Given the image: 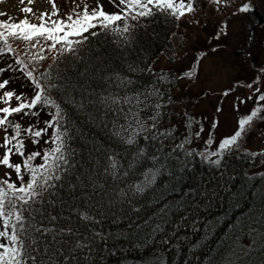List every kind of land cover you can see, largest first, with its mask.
Returning a JSON list of instances; mask_svg holds the SVG:
<instances>
[{"label":"snow or ice","instance_id":"obj_1","mask_svg":"<svg viewBox=\"0 0 264 264\" xmlns=\"http://www.w3.org/2000/svg\"><path fill=\"white\" fill-rule=\"evenodd\" d=\"M110 2L117 12L107 13L97 0L91 11L85 4L83 12L74 10L67 17L56 18L59 10L53 3L51 13L39 16L30 7L22 9L36 16L38 24L31 23L27 16L18 23L11 22V18L0 20V60L7 57L12 61L0 67V74L18 73L17 78L27 81L33 93L29 98L24 92L17 94L15 90H5L0 96V103L5 105L0 107V129L5 132L3 144H0L5 150L0 165L16 175V181L11 179V172L5 174L7 179H0V264H94L97 253L115 254L117 242H122V248L126 245L137 251L146 246L152 248V264H166L167 253H179L183 247L194 253L206 246L207 239L223 219L211 218L213 203L223 197L207 183L180 189L183 174L191 171V159L199 158L223 177L225 160L234 153L242 151V155L252 158L264 156V150L257 153L242 149L253 122L264 121L260 75L246 85L237 81L223 92L227 97L238 86H244L251 90V95L247 100L237 96L234 107L239 111L240 105L254 96L255 106L238 118L236 131L222 138L215 149L212 145L216 143L218 120L212 122L202 150L186 147L193 143V135L199 140L205 129L199 119L185 113L188 135L165 151L163 139L172 138L175 126L168 130L159 127L164 115L161 101L166 93L155 85L195 78L200 62L208 53L198 51L191 67L178 69L179 76L164 70L156 73L151 65L147 69L129 65V72L147 71L156 78L143 90L135 86L129 76L112 69L106 71L103 53L97 54L100 59L92 64L91 70L89 64L96 56L88 63H83V56L86 50L91 51L90 37H115L118 45L130 44L134 29L145 27L142 20L159 16L179 26L183 18L195 15L197 0ZM209 2L219 11L220 5L227 0ZM252 7L249 0L231 15L249 13ZM2 15L6 14L0 13ZM184 23L189 21L185 19ZM191 23L200 25V20L196 18ZM227 28V20L222 21L211 39L219 41L222 36L227 37ZM17 42L25 46L22 54L14 47ZM219 47L217 44L211 51L216 52ZM49 55L52 63L41 70L42 62ZM69 61L83 63V71L66 73L62 69ZM261 73L264 74V69ZM9 84V79H3L0 90ZM13 99L15 106H12ZM167 102H172L170 95ZM216 110L222 111L219 107ZM41 112L50 117L43 122L44 127H39L37 120L23 131L32 137L33 145L40 144L47 136L43 144L48 147L26 155L21 123L11 117L20 113L25 117H39ZM76 116L85 124L99 128L107 141L97 144L95 138L90 137L93 147L88 150L87 157L79 156L72 147L71 142L83 135L77 128ZM193 124L199 125L194 134L191 132ZM93 154L96 159H91ZM14 155L21 157L22 163H13ZM37 158L39 163H35ZM81 160L89 161L87 171ZM258 175L264 179V173ZM162 177H167V182ZM245 178L251 181L256 177ZM170 195L178 198L169 199ZM261 199L264 202V195ZM105 224L115 227L106 228ZM121 224L124 227H120ZM245 230L253 236V243L255 237L260 236L259 243L264 244V211L258 225L252 213L244 217L237 235ZM197 233H202L201 239L192 243Z\"/></svg>","mask_w":264,"mask_h":264},{"label":"trees","instance_id":"obj_2","mask_svg":"<svg viewBox=\"0 0 264 264\" xmlns=\"http://www.w3.org/2000/svg\"><path fill=\"white\" fill-rule=\"evenodd\" d=\"M204 5V0H197ZM118 3V0H116ZM107 5V1L104 3ZM197 5V2H196ZM118 9L111 3V6L107 13H115ZM142 25L145 27H137L134 29V35L128 45H118L115 42V37L105 38L101 35L98 38L90 37L91 51H85L83 56V63H88V61L96 56L95 60H92L89 64V70L92 68V64L99 61L100 56L97 54L103 53V59L107 61L104 65L105 70L108 69L115 70L121 75L129 76L134 82L135 86H140L141 90L144 89L150 82L155 81V77L149 75L147 71L141 72H129L128 66L139 67L141 69H147L148 65H151L154 72L159 73L161 70L175 74L172 69H156L152 66V63L161 55L173 57L174 56V45L171 42V36L176 28V24L170 19L165 20L157 16L152 20H142ZM98 31V29H97ZM85 35H88L85 33ZM22 42H17L14 47H17L18 51L23 53ZM88 46L86 45V48ZM12 61L9 58L0 60V67H6L8 63ZM52 63L51 55L42 62V69L47 68L49 64ZM83 63L76 62L73 63L69 61L63 66V69L69 75L78 71H83ZM18 73L14 74L12 72H5L0 74V82L3 79H9V86L0 90V96L3 95L5 90H15L17 94L21 92L26 93L29 98L33 93L28 86V82L23 78H17ZM157 87H160L162 91L166 93L164 100L161 101L164 107L161 111L164 113L160 122V129L168 130L171 126H168L170 122V117L173 113V103L174 99V89L177 86V79H174L172 83H159L157 82ZM170 95L172 102H167V96ZM16 101L13 99L12 106H15ZM0 103V107H3ZM41 118L44 120L50 119L46 112H41L39 117L23 116V113L14 114L11 119L18 120L21 123L22 130L21 136L25 141V154L31 153L32 151L40 150L48 145L43 144V139H47L45 136L41 143L38 145L27 146V140L32 137L26 135L23 129H26L29 124L37 123ZM77 121V128L79 132L83 135L74 139L72 147L77 150V154L81 157L88 156V150L93 147V139L95 142L107 143L104 134L99 128L92 127L83 122L81 117H75ZM39 127H44V123H39ZM11 129L8 130L9 135H11ZM178 133V131L176 130ZM49 135H51V129H49ZM5 132L0 129V144H3ZM175 133L172 134L171 139H163V144L165 146V151L171 150L176 144L180 143L181 140H175ZM187 148L196 149L194 146L186 145ZM198 150V149H196ZM4 149L0 148V158L3 157ZM96 155L93 154L91 159H96ZM261 156L252 158L250 156H244L241 153H234L231 158L225 160V167L223 169V177L216 170L212 169L208 165L201 162L199 158H192L189 164L191 169L190 172L183 174V181L179 184L180 189L186 190L189 188L197 187L201 183H207L208 187L211 189H216L217 192L223 197V199H218L213 203L211 218L223 219L217 225L215 231L206 241V246L198 248L193 253L187 247H183L179 253L175 251H169L165 257L166 264H264V244L259 243L260 236L255 237V243H253V236L248 234L245 230L237 235V229L239 228L240 221L252 213L255 217V221L258 222L261 218V212L264 211V202H262V195H264V179H261L258 174L260 173H249L251 168L258 165ZM13 163H22L21 157L14 155L11 158ZM39 158L35 163H39ZM89 161L81 160V164L85 171H87ZM0 179H7L5 175L7 172H11V179L16 181L15 172L11 169H7L5 166L0 165ZM264 173V172H262ZM246 176L256 177L251 181L246 180ZM231 178V179H230ZM162 180L167 182V177H162ZM210 182V183H209ZM19 184V181H17ZM219 185V187H218ZM226 186V187H225ZM235 197V198H233ZM178 198L175 195H170L169 199ZM239 206H235L236 204ZM106 228H114L115 226L110 224H105ZM120 227H124L123 224ZM264 235V233H262ZM202 233H197L192 237V243H196L201 239ZM122 242H117L115 245V254H110L108 251H103L102 253H97L94 264H152V252L153 249L145 247L143 250H133L128 246L121 247ZM112 247V245H110ZM157 251L159 249H156ZM102 257V258H101Z\"/></svg>","mask_w":264,"mask_h":264},{"label":"rangeland","instance_id":"obj_3","mask_svg":"<svg viewBox=\"0 0 264 264\" xmlns=\"http://www.w3.org/2000/svg\"><path fill=\"white\" fill-rule=\"evenodd\" d=\"M104 1L99 0V4L107 12L111 2L106 0L108 4L105 5L103 4ZM244 2H249V0H227L226 3L220 5V10L217 11L216 5L210 3L209 0H204V5L197 1L195 15H188L183 18L179 26L176 25L173 32L175 35L171 36V42L174 45V56L161 55L152 63V66L156 69H172L179 76L178 69L187 70L191 67L198 51L208 53L200 62L199 72L195 78L191 80L187 78L177 79V86L173 90L175 99L172 106L173 113L170 122H168V126H171V128L175 126L173 132L176 134L175 140H181L188 135L185 129L187 120L185 113L199 119L204 124L205 130L199 140H196L193 135V143L190 144V147L194 146L198 150L204 148V141L208 138V132L214 120H218V126L215 129L214 140L216 143L212 145L213 149L222 138L231 136L236 131L238 118L248 114L255 106L254 96L246 104L240 105L239 111L234 107L237 103V96L247 100V97L251 95V90L244 86H238L236 91L227 97L223 96V92L232 87L237 81H243V84L246 85L254 80L252 78L254 71L241 65L242 58L238 53H235L236 50L241 52L242 43L246 44V42L250 43L252 41V37L247 41L251 15L249 13L237 16L231 15ZM53 3L59 10V16L56 18H64L72 14L74 10L83 12L85 4L88 5L89 11H91L92 8L96 7L97 0H31V3H29V0H23V2L22 0H0V13L6 14L0 16V20L8 21L11 18V22L18 23L27 16L31 23L38 24L39 20L36 19V16H39L40 13H51ZM250 3L259 12V9H264V0H250ZM25 7L32 8L36 16L23 12L22 9ZM196 18L200 20V25L191 23ZM185 19L189 23H184ZM224 20L228 22V36H222L219 41L211 39L217 26ZM210 40L211 42H209ZM217 44L220 47L216 52H212V47ZM24 47L23 45L22 49ZM256 47L258 45L252 46L251 50ZM261 103L264 104V102ZM218 107L222 111L217 112ZM261 115H264V112ZM45 120L41 118L39 122L43 123ZM198 129L199 125L193 124L191 132L194 134ZM31 144V139H28L27 146H31ZM245 148L250 152L257 153L264 150V121L256 120L250 126L246 138L242 142V149ZM261 161H264V156H261L258 165L251 168L249 173L264 172V163H261Z\"/></svg>","mask_w":264,"mask_h":264},{"label":"flooded vegetation","instance_id":"obj_4","mask_svg":"<svg viewBox=\"0 0 264 264\" xmlns=\"http://www.w3.org/2000/svg\"><path fill=\"white\" fill-rule=\"evenodd\" d=\"M261 14L264 15V9H259ZM251 18V17H250ZM255 25L254 20L251 18V22L248 24V29L250 25ZM252 41L250 43L246 42L242 43L243 48L235 51V53H238L241 58L242 62L241 65L244 67H249L252 71H254V74L252 76L253 79L257 75L261 76V82H260V88L263 92L264 90V74L261 73V69H264V20L260 25H255L253 28L252 33ZM247 41H249V36L247 33ZM244 42V41H243ZM258 45L255 49H252V46Z\"/></svg>","mask_w":264,"mask_h":264},{"label":"water","instance_id":"obj_5","mask_svg":"<svg viewBox=\"0 0 264 264\" xmlns=\"http://www.w3.org/2000/svg\"><path fill=\"white\" fill-rule=\"evenodd\" d=\"M249 14L251 15L252 19L254 20L255 25H260L264 20V16L258 10H256V8H254V7H252V11H250ZM253 27H254V25H250L249 29H248L249 40L252 37Z\"/></svg>","mask_w":264,"mask_h":264}]
</instances>
